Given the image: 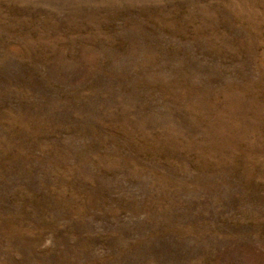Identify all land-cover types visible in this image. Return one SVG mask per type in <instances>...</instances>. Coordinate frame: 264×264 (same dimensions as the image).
Here are the masks:
<instances>
[{"label": "rangeland", "instance_id": "374dc122", "mask_svg": "<svg viewBox=\"0 0 264 264\" xmlns=\"http://www.w3.org/2000/svg\"><path fill=\"white\" fill-rule=\"evenodd\" d=\"M0 264H264V0H0Z\"/></svg>", "mask_w": 264, "mask_h": 264}]
</instances>
